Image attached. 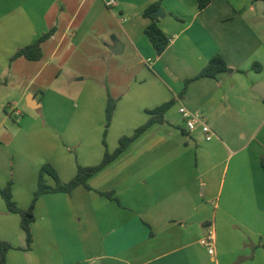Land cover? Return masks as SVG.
Here are the masks:
<instances>
[{
	"label": "crops",
	"instance_id": "1",
	"mask_svg": "<svg viewBox=\"0 0 264 264\" xmlns=\"http://www.w3.org/2000/svg\"><path fill=\"white\" fill-rule=\"evenodd\" d=\"M157 1L165 12L158 24L170 39L161 54L143 15ZM52 27L40 60L12 59ZM216 54L229 70L193 79ZM54 63L58 71H48L45 82L58 83L62 67L77 70L67 89L43 95L76 104L48 108L29 91L26 107L36 113L17 130L6 117L0 122V189L10 176L6 148L27 150L13 173L21 208L31 204L43 164L67 182L78 166L99 164L106 148L114 151L121 136L145 124L148 109L173 104L164 123L89 180L91 190L42 195L30 247L20 215L0 193V241L13 245L6 264H264L263 0H212L203 10L197 0H0V84L34 65L38 80ZM109 95L118 102L106 147ZM13 101L11 109L21 104ZM180 107L202 112L214 137L207 140L200 127L189 132ZM211 228L214 255L201 243Z\"/></svg>",
	"mask_w": 264,
	"mask_h": 264
},
{
	"label": "trees",
	"instance_id": "2",
	"mask_svg": "<svg viewBox=\"0 0 264 264\" xmlns=\"http://www.w3.org/2000/svg\"><path fill=\"white\" fill-rule=\"evenodd\" d=\"M197 1L200 10L205 9L212 2V0ZM253 1L255 2L258 0ZM159 8H161V2L157 1L156 3H153L149 7H147L143 15L151 19V22L145 28V34L152 42L157 53L161 54L168 46L170 39L167 37V35L164 33V31L158 24L156 12ZM55 30V27H52L48 32L44 33L41 37H39L34 43L19 49L12 59L24 57L32 61L40 60L43 56L42 43L51 38ZM253 69L256 71H260L262 69V66L260 65V63H254ZM228 70V64L226 63L223 56H221L220 54H216L210 59L208 64L201 70V72H199L193 79L201 77H216L218 73L225 72ZM193 79L187 80L186 84H188ZM117 102L118 99L114 98L112 95L108 96V102L106 107L105 133L103 140L106 147L107 144L105 136L112 122ZM172 104L173 101H169L153 109H148L147 112L149 113L150 117L145 124L138 127L133 134L121 136L118 142V147L114 151L111 152L108 148H106L104 157L99 164L93 166H78L76 175L67 182H64L60 179L58 172L51 163L43 164L39 172L37 189L34 192L32 202L28 208H21L20 206H18L17 202L13 198V182L8 181L7 185L0 189V193L6 203L8 210L12 213H17L20 215V224L22 229L26 233L28 247H30L33 242L32 223L35 221V206L38 199L42 195L58 192L71 193L76 187L80 185H84L85 187L91 190L92 188L89 185V180L98 172H100L109 164H111L123 152H125L129 148V146L135 140H137V138H139L150 126L155 123H164L165 114L168 109L172 106ZM262 164L264 166V159L262 160ZM98 193L108 197L109 199L119 201L118 198L115 196L114 192L98 191ZM12 248L13 245L11 243L0 241V264H6L7 252Z\"/></svg>",
	"mask_w": 264,
	"mask_h": 264
},
{
	"label": "rangeland",
	"instance_id": "3",
	"mask_svg": "<svg viewBox=\"0 0 264 264\" xmlns=\"http://www.w3.org/2000/svg\"><path fill=\"white\" fill-rule=\"evenodd\" d=\"M56 63L50 65L45 73L40 77L38 80H35V76L37 73V66L31 67L21 78L15 77L12 75L10 77L5 76L6 80L8 79V83L0 84V122L2 119L6 117L7 123L6 126L9 127L11 130H17L18 127L21 125V121L23 119H27L28 115H33L36 112H33L29 108L26 107L27 99L26 94L27 92H34L37 94L39 99L44 100V106L48 108H67L73 107L76 104V99L71 102L69 99L60 97L57 95H43L44 93L50 94L52 90L60 89H67L68 88V79L71 75L75 73L77 69L73 67H62V74L60 76L59 82L51 83L45 82L46 80V73L48 71H58L55 67ZM81 70L85 72H90V74L96 76V78L105 81L107 84L109 83V78L105 77L99 72L98 68L90 67V68H81ZM4 77V76H3ZM49 79V78H48ZM43 81L45 83H43ZM13 98H21V104L14 109H11L10 103L14 102ZM4 107H7L5 110ZM4 131L3 127L0 133ZM8 146V145H6ZM7 153L5 155V169L6 172L10 174L8 177V181H12L14 184V169L19 166L20 163L23 162V156L25 155L26 151L20 149L18 146L12 145L11 148H6ZM3 165H0V171H2Z\"/></svg>",
	"mask_w": 264,
	"mask_h": 264
},
{
	"label": "built area",
	"instance_id": "4",
	"mask_svg": "<svg viewBox=\"0 0 264 264\" xmlns=\"http://www.w3.org/2000/svg\"><path fill=\"white\" fill-rule=\"evenodd\" d=\"M116 4V1H110L108 3L109 6H114ZM179 112L183 116L186 128L189 132H193L198 127H200L203 133L205 134L207 140H211L214 137L215 132L211 125L208 123V121L205 119V116L202 112H192L186 107H180ZM201 243L208 249V252L210 254L214 255L216 237L212 228L208 232L207 236H205L201 240Z\"/></svg>",
	"mask_w": 264,
	"mask_h": 264
},
{
	"label": "water",
	"instance_id": "5",
	"mask_svg": "<svg viewBox=\"0 0 264 264\" xmlns=\"http://www.w3.org/2000/svg\"><path fill=\"white\" fill-rule=\"evenodd\" d=\"M164 15H165L164 9L159 8L156 12V18L158 19V18L164 17Z\"/></svg>",
	"mask_w": 264,
	"mask_h": 264
}]
</instances>
